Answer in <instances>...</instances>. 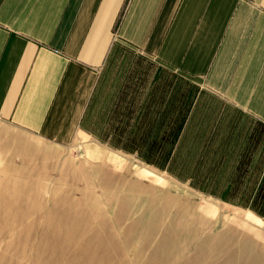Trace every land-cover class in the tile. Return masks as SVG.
<instances>
[{
  "label": "crops",
  "instance_id": "0c3cea01",
  "mask_svg": "<svg viewBox=\"0 0 264 264\" xmlns=\"http://www.w3.org/2000/svg\"><path fill=\"white\" fill-rule=\"evenodd\" d=\"M0 119L163 169L195 149L264 216V0H0Z\"/></svg>",
  "mask_w": 264,
  "mask_h": 264
},
{
  "label": "rangeland",
  "instance_id": "374dc122",
  "mask_svg": "<svg viewBox=\"0 0 264 264\" xmlns=\"http://www.w3.org/2000/svg\"><path fill=\"white\" fill-rule=\"evenodd\" d=\"M196 152L163 169L0 119V264H264L260 200L196 180Z\"/></svg>",
  "mask_w": 264,
  "mask_h": 264
}]
</instances>
